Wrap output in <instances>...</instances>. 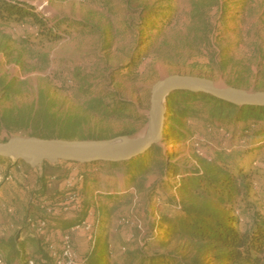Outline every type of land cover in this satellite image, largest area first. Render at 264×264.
Listing matches in <instances>:
<instances>
[{
    "label": "rangeland",
    "instance_id": "rangeland-1",
    "mask_svg": "<svg viewBox=\"0 0 264 264\" xmlns=\"http://www.w3.org/2000/svg\"><path fill=\"white\" fill-rule=\"evenodd\" d=\"M7 1H19L35 8L49 25L58 26L62 37L48 41L39 35L37 28L28 25L21 29L19 26L7 27L0 32V117L9 111L37 108L40 97L44 95L52 104L51 112L60 118L57 128L71 119L76 129V138L71 140L133 138L148 132L151 90L166 76L197 75L210 78L220 86L264 91V0ZM59 20L66 22L58 24ZM78 21L82 23L78 24ZM68 22L73 24L72 27L67 26ZM108 31L113 33L114 39L111 47L105 48L103 37ZM138 47L144 50L140 57L145 64L139 67V71L133 69L136 75L129 78L121 71L127 70L130 54ZM6 85L11 86L10 89H6ZM92 101L103 102L107 108H113L117 102H125L129 109L125 110L126 116L98 114L89 109ZM166 104L168 106V101ZM198 105L203 106L202 103ZM206 117V113H201L191 122L187 121L195 130V135L187 140L161 142L166 154L174 152L169 163L181 172L169 176L170 184L164 182L166 177L155 168L147 175L144 188L137 190V185L129 180L135 168L141 169V162L133 165L129 161L118 165L103 162L86 167V179L79 184V188L87 184L83 196L81 194V205L71 213H60L53 219L51 227L67 228L61 224L72 221L82 209L84 211L80 215H85L80 219H83L91 206L98 204L100 213L93 220L98 223L93 233L80 232L75 236L79 255L85 257L92 248L93 239L102 236L105 244L117 253L110 255V260L122 259L126 252L145 245L153 220H159L162 210L166 212L164 207L168 204L162 202L167 199L157 197L158 201L153 206L147 192L158 188L157 193L168 197L177 194L173 184L180 181L185 169L198 168L199 157L213 153L220 146L227 152L238 150L236 159L246 163V170L250 169L252 159L257 156L253 162V167L259 169L254 175L252 209L244 214L236 206L233 211L234 214L236 210L240 211V227L246 229L253 212L264 216V151L248 156L254 151V145L247 147L239 136L232 140V123L225 121L229 127L227 133V128L218 130L215 124L206 127ZM32 131L31 127H15L9 133L0 122V139L12 135L29 136ZM128 132L134 134H126ZM7 161L14 162V159ZM6 166L7 163L0 165V244L15 235H18V242L26 238L35 240L36 237L24 235L31 192L36 190L35 180L41 172L46 169L54 171L55 166L44 162L33 167L32 171H35L29 174V182L18 174L7 181ZM83 167L80 164L79 168ZM64 182L65 176L57 175L48 183L53 188L63 184L64 191ZM131 186L136 188V194L122 198ZM158 202L162 210L158 209ZM9 207L14 208V215L8 213ZM32 208L30 212H36L37 208ZM139 223L142 229L138 227ZM124 245L128 250L118 251ZM173 245L171 243L168 248ZM179 245L178 250L183 253L189 250L187 244ZM25 250L23 259L16 257L14 264H23L25 258L37 251V245L30 243ZM3 251L8 256V252ZM211 254H203L207 264H227L212 260L209 258ZM39 261L51 264L45 258Z\"/></svg>",
    "mask_w": 264,
    "mask_h": 264
},
{
    "label": "trees",
    "instance_id": "trees-1",
    "mask_svg": "<svg viewBox=\"0 0 264 264\" xmlns=\"http://www.w3.org/2000/svg\"><path fill=\"white\" fill-rule=\"evenodd\" d=\"M61 22L64 23L66 20H59L58 24H62ZM166 22L168 23V20ZM77 23L81 24L82 22L78 21ZM27 25L37 28L39 35L44 36L48 41H56L62 37L58 33V26L49 25L35 8L25 6L19 1L0 0V32L7 27L19 26L21 29ZM72 25L68 22L67 26L72 27ZM113 39V33L108 31V34L103 37V41L106 43L105 48L111 47ZM140 42L141 39L139 38L137 40L138 46ZM142 53H144V50H140L139 47L133 49L130 54V61L126 66L127 70H122V75L124 74L129 78L136 75L133 69L139 71V67L145 64V61L142 62L140 57ZM10 87L9 85L5 86L6 89H10ZM198 103H202V108ZM51 105V102L46 101L45 96L42 95L37 108L30 111L6 112L0 117V122L9 130V133L11 128L31 127L33 136L61 139L76 138V129L73 128L71 119L57 128L61 123L60 118H57L56 114L51 112ZM89 109L98 114L126 116L125 110L129 109V106L125 102H117L113 108H107L103 102L92 101L89 103ZM201 113L207 114L204 120L208 128L213 127V124H215L216 129L220 130L225 127L227 128L225 131L229 133V127H226L224 123L225 121L232 123L234 128L231 139L233 140L236 136H239L240 139H244L247 147L254 145L252 148L254 151L250 152L248 156L254 154V152L261 153L264 151V106H239L207 93L186 90H177L168 98L167 123L163 140L184 141L195 135L192 124L188 125L187 121L191 122ZM217 121L219 124L216 123ZM126 134L133 135L134 132ZM8 138L5 136L0 141H7ZM237 151L227 152L225 148L219 146L216 150H213V153L199 157V167H192L191 170L186 168L185 173L187 174L183 173L180 181L173 184V187L177 188V194L168 197L157 193L158 188L147 192L151 205L155 206L158 201L157 197L161 196L163 199H167L162 203H166L168 206L164 207L166 212H163L160 205L161 201L158 202L157 207L162 212L158 223L152 222L151 234H146L144 246L126 252L127 254L122 259L119 258L113 261L110 260V255L117 253L114 251L111 253L103 240L104 237L99 236L94 246L92 245L91 250L84 257V264H207L203 254L211 253L214 254H211L209 258L215 261H225L227 264H264V216L256 211L253 212L252 221H249L251 223L246 229H242L239 217L233 212L236 206L241 208L244 214L252 209L251 199L254 197L253 191L255 190L254 175L258 173L259 169L253 167V162L257 160V156L252 159V168L246 170L244 166L246 163L236 159L239 152ZM171 155L173 156L174 152L166 154L160 144L152 146L144 154L129 161L132 165L136 162H141L142 165L140 170L135 168L131 172L129 181L133 185H137V190H141L144 188L147 175L158 168L161 175L166 177L164 182H168L170 175L175 176V174L181 173L178 168L169 163ZM8 159L0 157L1 166L7 163L6 174L13 170L16 164L12 161L8 163ZM262 160L264 161V159ZM18 162L23 164L28 174L24 178L26 182H29L28 176L32 171L31 166L22 161ZM61 162L73 164V162ZM46 163L51 165L49 162ZM100 163L103 162L83 164L85 167L81 168V171L85 179L86 167H92ZM118 163L109 164L118 165ZM48 176L44 170L43 176L38 178L45 190L51 179ZM168 184L170 183L168 182ZM86 188L87 184H84L81 189L82 196ZM1 190L0 183V192ZM63 194L64 192L47 196L46 192H31L35 199H47L54 205H60ZM133 195L134 193L128 192L122 198ZM29 207L28 214L33 209L30 203ZM82 208H85V205ZM82 211L84 210L77 212V216L73 217L72 221L63 222L61 226L69 227L80 220L85 215V213L80 215ZM59 214V212L55 213L51 216V220ZM52 224L54 222H51V226ZM150 240L151 242H149ZM30 243L37 245V251L28 257L41 264L39 260L47 259L48 255L40 239L26 238V240L18 242V235H15L11 236L8 241H2V244H0L2 248L0 247V249H5L8 252L6 258L8 257L7 260L10 264H14L13 260L16 257L23 259L22 255L26 253L25 248ZM171 243H174V245L169 249ZM180 243L187 244L189 250H186L185 253L178 250ZM118 251L123 252L121 248ZM28 257L25 258L23 264L29 259Z\"/></svg>",
    "mask_w": 264,
    "mask_h": 264
},
{
    "label": "water",
    "instance_id": "water-1",
    "mask_svg": "<svg viewBox=\"0 0 264 264\" xmlns=\"http://www.w3.org/2000/svg\"><path fill=\"white\" fill-rule=\"evenodd\" d=\"M177 90L203 92L235 105L264 106V91L244 90L235 86H220L212 79L188 74H173L157 81L151 90V123L145 135L112 140H71L38 136L12 135L0 141V157L23 161L31 167L44 162L60 161L77 164L94 162H126L161 144L166 126V105ZM168 107V106H167Z\"/></svg>",
    "mask_w": 264,
    "mask_h": 264
},
{
    "label": "built area",
    "instance_id": "built-area-1",
    "mask_svg": "<svg viewBox=\"0 0 264 264\" xmlns=\"http://www.w3.org/2000/svg\"><path fill=\"white\" fill-rule=\"evenodd\" d=\"M196 143L198 144L199 142ZM79 167L80 164H71V167L65 176V189L60 205H54L47 199L37 200L34 196H30V204L34 208L36 207L37 211L27 214L24 224V230L27 231L24 235L25 237H36L42 241L48 255L47 260L51 264H84L85 258L79 255L75 245V236L80 232L93 233L98 224L97 221L94 222L93 220L99 216V206H97L98 204H93L83 219L78 220L69 227L64 229L51 227V216L55 213H71L72 211L78 209L79 205H81L82 188H79V184L80 182L85 181V176ZM15 174H18L23 178L28 175L23 164L20 162H16L13 170L7 173V181L12 180ZM43 174L44 172H41L40 176H43ZM50 177L51 179H55L57 175L53 174ZM36 183V192H46L42 183L39 182V179L36 180ZM128 192L136 194L137 190L134 186H131L129 187ZM7 211L10 215H14L13 207H9ZM235 215L239 217L240 211L236 210ZM121 220L125 221V218H122ZM153 222L158 223V220H153ZM138 227L142 229L140 223L138 224ZM95 242L96 238L93 239V246ZM125 249V245L121 246L122 251H125ZM109 250L111 253L113 252L112 249L109 248ZM0 264H10L6 258L5 252L2 249H0ZM25 264L39 263L36 262L35 259L29 258Z\"/></svg>",
    "mask_w": 264,
    "mask_h": 264
},
{
    "label": "crops",
    "instance_id": "crops-1",
    "mask_svg": "<svg viewBox=\"0 0 264 264\" xmlns=\"http://www.w3.org/2000/svg\"><path fill=\"white\" fill-rule=\"evenodd\" d=\"M51 166H55V169H54V171H47V169L45 170V172L47 173V174H50L48 177H50V176H52L53 174H56V175H61V176H63V175H66V173H68V171H69V169H70V167H71V164L70 163H62L61 161L60 162H58V163H51ZM34 168L32 167V170H33ZM35 171V170H34ZM34 171H31V172H34ZM51 178V177H50ZM37 180V179H36ZM35 180V181H36ZM50 184L48 183L47 184V186H46V195L47 196H53V195H55V194H57V193H63L64 191H62L63 189H62V185L61 184H59V185H57L56 187H52V184L49 186ZM1 193V192H0ZM51 222L53 223V220H51ZM65 227V226H64ZM84 232H81L80 234H83ZM79 236V235H78ZM82 236V235H81Z\"/></svg>",
    "mask_w": 264,
    "mask_h": 264
},
{
    "label": "bare ground",
    "instance_id": "bare-ground-1",
    "mask_svg": "<svg viewBox=\"0 0 264 264\" xmlns=\"http://www.w3.org/2000/svg\"><path fill=\"white\" fill-rule=\"evenodd\" d=\"M166 108H167V106H166V105H163V109H165V110H166Z\"/></svg>",
    "mask_w": 264,
    "mask_h": 264
}]
</instances>
